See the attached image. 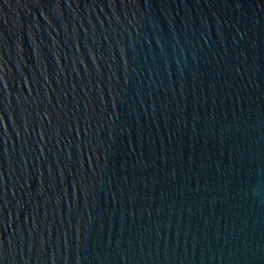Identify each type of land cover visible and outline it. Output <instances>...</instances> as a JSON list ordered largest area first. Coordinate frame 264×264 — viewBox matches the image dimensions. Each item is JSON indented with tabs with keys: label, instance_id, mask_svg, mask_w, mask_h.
Instances as JSON below:
<instances>
[{
	"label": "water",
	"instance_id": "1",
	"mask_svg": "<svg viewBox=\"0 0 264 264\" xmlns=\"http://www.w3.org/2000/svg\"><path fill=\"white\" fill-rule=\"evenodd\" d=\"M0 264H264V0H0Z\"/></svg>",
	"mask_w": 264,
	"mask_h": 264
}]
</instances>
